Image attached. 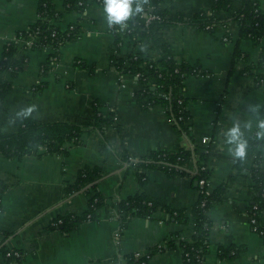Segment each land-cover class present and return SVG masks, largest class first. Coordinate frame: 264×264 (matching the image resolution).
Segmentation results:
<instances>
[{"label": "crops", "instance_id": "0c3cea01", "mask_svg": "<svg viewBox=\"0 0 264 264\" xmlns=\"http://www.w3.org/2000/svg\"><path fill=\"white\" fill-rule=\"evenodd\" d=\"M212 2L163 0L161 8L169 16L179 14L190 19L202 13L212 18ZM53 5L59 16L51 22L62 31L76 23L79 35L60 48L46 72L42 65L52 53L49 47L22 49L18 45L16 57L24 56L23 68L13 75L10 69L0 67V82L10 85L0 102V134L17 131L25 118H16L15 113L29 105L36 107L26 118L48 123L92 120L96 104L107 122L101 124L100 131L83 133L80 144H67L66 155L47 153L22 159L0 155V182L5 186L0 192V249L22 251L17 264H124L125 255L145 251L151 252L147 264H184L181 248H168L166 240L173 232L190 239L188 225L167 222L161 212L153 218L133 217L121 230L114 205L140 190L139 170L125 158L136 161L148 159L155 151L196 148V152L207 149L211 155L207 162L210 190L226 184L223 201L214 202L208 211L209 250L202 264H264V239L252 230L247 216L253 196L248 169L254 157L250 156L245 168L227 182L236 158L223 135L237 117L253 121V128L246 130L248 142L256 134V118L247 106L264 105V86H258L254 74H245L242 69L257 64L260 46L249 39L239 40L238 22L230 18L218 23L213 32L182 23L155 28L174 59L198 66L203 72L190 73L184 79L189 141L161 104L142 108L134 95L141 87L137 77L120 73L111 64L112 54L123 58L138 53L144 59L157 60L159 52L152 41L144 38L134 46L123 40L115 48L99 0H87L83 12L65 10L63 0H53ZM240 6L241 1L234 0V9ZM260 6L264 12L263 0ZM37 7L38 0H0V61L6 42L35 23ZM228 16L219 15L221 20ZM225 36L228 39L224 41ZM235 47L248 60L232 67ZM257 71L253 70L255 74ZM260 156L264 164V139ZM85 166L98 167L103 173L95 181L102 205L93 219L81 222L67 234L49 229L58 216L87 209L89 196L85 192L67 195L65 190ZM187 169L194 170L192 161ZM142 171V190L159 203L188 208L197 201L199 190L190 177L169 176L155 168ZM261 220L264 222V210ZM230 245L241 248L239 253L233 258H219L218 247ZM5 260L0 253V264Z\"/></svg>", "mask_w": 264, "mask_h": 264}, {"label": "trees", "instance_id": "16d2710c", "mask_svg": "<svg viewBox=\"0 0 264 264\" xmlns=\"http://www.w3.org/2000/svg\"><path fill=\"white\" fill-rule=\"evenodd\" d=\"M99 1L103 2V0ZM240 1L241 6L234 9V0H213L211 6L212 18H206L202 13H197L193 18L186 19L179 14L169 16L167 11L161 8L163 0H145L142 11L148 5H152L151 8H148V13L156 15V18L147 21L139 14L130 19L124 28L119 26L109 27L114 36L115 48L122 44L123 40H127V43L134 46L144 38L152 41L159 52L157 60L144 59L138 53H130L123 58H118L112 54L111 64L120 73L131 74L135 77L136 74H139L137 80L142 86L134 93L137 102L144 109L151 108L155 104H161L173 125L179 128L187 137H190V132L185 123L190 115L184 96V79L190 73L201 74L203 72L198 66L178 62L174 59L169 45L157 36L155 28L182 23L193 25L197 29L207 32H213L218 23H225V20L230 18L238 22L239 40L249 39L255 45H259L261 39H264V12L260 6L261 0ZM63 3L65 10L68 11L83 12L87 6V0H63ZM222 13H229V16L221 20L219 15ZM37 15L38 18L35 23L27 30L16 33L15 37L18 39L27 38L31 34H35L36 41L31 45V49L40 47L52 49L46 63L42 65L43 72H46L47 65L58 58L60 48L67 42L76 40L80 30L75 23L62 31L51 22L53 18L59 16L54 9L53 0H38ZM227 39V36H225L224 41ZM21 48L24 49L23 46ZM17 51L18 44L7 41L0 61V67L10 69L13 75L22 69L25 64L23 55L16 57ZM247 60L248 56L242 53L238 47H235L231 66L234 67L237 63ZM263 68L264 41L260 47L257 64H249L242 71L245 74H254L256 84L264 86V73L261 72ZM254 69L258 70L256 74L253 72ZM92 71L93 69L90 70L91 73ZM149 80L152 82L146 84ZM9 90V84L0 82V102ZM159 92H163L166 97L158 96ZM105 122L107 120L99 112L96 104L94 105L93 118L89 121L41 123L32 118H25L21 121L19 129L14 133L9 135L0 134V155L17 159L28 156L41 157L47 153L66 155L68 152L67 144H80L83 133L94 130L100 131L101 124ZM263 139L264 137H259L256 134L251 137L248 142L246 157L243 160L238 158L233 160V172L228 175L227 182L245 168V163L250 156L254 157L248 169L253 182V196L247 207V214L250 218L255 219L254 225H256L258 231L262 232L260 236L264 239V222L261 220L264 210V164L260 156V144ZM189 141H191L190 138ZM102 147L106 149V143H103ZM210 156L207 149L196 152V148H183L174 152L155 151L148 156V159L133 161V159L125 158L126 163L130 162L139 170L137 178L140 190L134 195L115 202L114 208L120 220V229H124L133 217L153 218L156 213L162 212L166 215L167 222L188 225L192 230L190 239H184L178 232L171 233L169 239L166 240L167 247H180L184 264H202L209 250L208 239L211 220L208 211L214 202L223 201L226 185L222 183L209 190L208 193L200 192L199 180H208L209 178L210 171L207 168V162ZM191 161L194 166L192 171L187 169ZM147 168L159 169L169 176L190 177L193 182L197 183L199 190L197 201L188 208H170L150 198L142 190L145 182V174L142 169ZM102 175L103 173L98 167L85 166L81 168L77 172L74 181L66 184L65 190L67 195L78 191L85 192L89 196L87 209L80 214L65 213L58 216L50 222L48 228L57 229L61 233L67 234L81 222L93 219L95 210L103 203V198L95 183ZM4 189V184L0 182V192ZM240 249L233 245L219 246L218 256L221 259L233 258L239 253ZM8 252L10 255H7ZM0 253L6 259L5 264H17L23 257V252L17 249L1 248ZM125 258L124 264H147L149 257L137 255V252H135L125 255Z\"/></svg>", "mask_w": 264, "mask_h": 264}, {"label": "clouds", "instance_id": "9594fccd", "mask_svg": "<svg viewBox=\"0 0 264 264\" xmlns=\"http://www.w3.org/2000/svg\"><path fill=\"white\" fill-rule=\"evenodd\" d=\"M143 0H103L102 13L109 27L124 28L130 19L142 12ZM35 105L22 107L15 113L16 118H26L32 114ZM248 112L254 116L256 135L264 137V105L248 104ZM253 128V121H241L238 117L224 130V142L233 157L243 160L247 155L248 138L246 130Z\"/></svg>", "mask_w": 264, "mask_h": 264}, {"label": "built area", "instance_id": "2783aa9c", "mask_svg": "<svg viewBox=\"0 0 264 264\" xmlns=\"http://www.w3.org/2000/svg\"><path fill=\"white\" fill-rule=\"evenodd\" d=\"M151 7H152V5H148L147 8H145V10H143L140 13V17L145 18L147 21L156 18L157 17L156 15H153V14L148 13V8H151ZM9 41H12L13 43H17L18 45H22L24 49H28L36 41V35L35 34H31L27 38H20V39H18V38H16L14 36ZM263 41H264V39L262 38L261 39V44H259L260 47L262 46ZM138 76H139V74H136V77H138ZM151 82L152 81L149 80L146 84L151 83ZM141 86H142V84H141ZM157 95L158 96H163L164 98L166 97L163 92H159ZM206 141H207V138L206 137L202 139V142L203 143H205ZM199 185H200V192H202V193H208L209 192V190H210L209 180L200 179L199 180ZM254 208H255V206H254ZM247 216H248L249 224H250V226H252V230L260 235V233H262V232L261 231H258L256 225H254L255 224V219L250 218L248 214H247ZM57 222H59V221H57ZM157 247L159 249L161 248V246H157ZM150 253H151L150 251L137 252V255L149 257V254ZM7 255H10V253L8 252Z\"/></svg>", "mask_w": 264, "mask_h": 264}, {"label": "water", "instance_id": "95a60500", "mask_svg": "<svg viewBox=\"0 0 264 264\" xmlns=\"http://www.w3.org/2000/svg\"><path fill=\"white\" fill-rule=\"evenodd\" d=\"M197 185V183H195Z\"/></svg>", "mask_w": 264, "mask_h": 264}]
</instances>
